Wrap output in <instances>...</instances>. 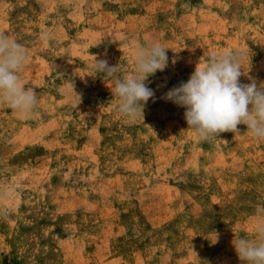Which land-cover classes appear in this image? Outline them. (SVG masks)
Returning a JSON list of instances; mask_svg holds the SVG:
<instances>
[{"label":"rangeland","instance_id":"374dc122","mask_svg":"<svg viewBox=\"0 0 264 264\" xmlns=\"http://www.w3.org/2000/svg\"><path fill=\"white\" fill-rule=\"evenodd\" d=\"M0 31L39 96L23 117L0 104V264H242L232 241L255 237L264 141L241 124L200 142L162 97L224 50L259 87L264 0H0ZM152 42L168 66L126 123L93 62L130 75Z\"/></svg>","mask_w":264,"mask_h":264},{"label":"clouds","instance_id":"9594fccd","mask_svg":"<svg viewBox=\"0 0 264 264\" xmlns=\"http://www.w3.org/2000/svg\"><path fill=\"white\" fill-rule=\"evenodd\" d=\"M166 49L158 42L137 44L131 54L133 71L126 76L121 75L118 65L110 66L106 59L94 56L92 76L112 82L109 88L116 110L126 123L143 118L144 106L155 95L145 81L168 66ZM27 59L24 47L0 31V104L21 117L34 113L39 104L36 90L25 88L21 82ZM241 59V53L235 50L211 53L205 63L197 64L187 82L162 97L185 109L188 129L198 141L212 142L224 132L239 133L241 124L246 125L253 138L264 141V82L259 87L254 79L241 83ZM257 215L254 239L240 237L232 241L242 264H264V207L257 210ZM217 239L216 235L215 242Z\"/></svg>","mask_w":264,"mask_h":264}]
</instances>
